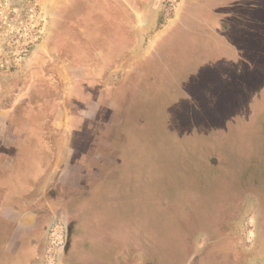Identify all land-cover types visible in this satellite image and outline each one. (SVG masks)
<instances>
[{"label":"rangeland","instance_id":"374dc122","mask_svg":"<svg viewBox=\"0 0 264 264\" xmlns=\"http://www.w3.org/2000/svg\"><path fill=\"white\" fill-rule=\"evenodd\" d=\"M95 2L0 0V107L11 109L13 101L16 105L19 100L23 104L33 101V104L46 97L56 106L69 104L65 112L49 109L47 112L51 111L50 115L54 116L53 119L48 116L47 122L51 120L56 127L64 120V126L75 127L79 124V85L72 82L82 72L89 78L90 85L101 84L111 92L125 86L133 90L135 81L147 77L151 82L141 99L128 105L133 120H125L118 127L123 137L122 142L114 145L121 152L119 169L115 171L119 175L108 183L114 192L110 203L103 202L100 207L108 211L99 214L116 221L132 206L142 211V217L157 220L164 237L170 236L172 227L180 231L179 241L186 243L173 249L169 246V255L173 253L174 259L165 261L166 264H264V198L258 195L259 201L252 193L254 182L256 185L259 180L264 183V174H257L253 163L260 160V155L264 156L263 0H256L251 9H241L245 0L212 3L211 12L218 11L238 19L233 24L238 23L239 32L233 35V42L227 43L229 53L226 56L222 52V44L208 52L214 55L213 60L205 59L206 54L195 53L192 61L182 67L185 74L181 76L173 71L175 77L161 71L153 74V71L161 65V60L171 62L173 59L168 51L172 45V31L186 29L187 19L199 18L187 14L192 9L189 0H131V4L122 5L125 8L122 11L116 6V13L127 16L123 22L132 36L125 48L117 42L111 51H108V43L102 48L106 38L103 36L108 33L104 24L107 22L92 18L108 12L113 5L103 3L100 6ZM111 9L109 11L114 8ZM103 27L98 46L92 32ZM62 45L65 48L61 50ZM67 63L83 67L69 74ZM95 64L100 67L93 68ZM44 77L47 78L44 83L50 88L48 93L45 87L42 91L40 84L34 83L37 78L42 82ZM184 78L186 82L181 81ZM176 83L182 88H176ZM91 90L97 92L96 88ZM193 93L199 100H189V109L186 94ZM206 102L211 105V124L209 120L202 122L198 114H192L194 104L199 108ZM118 110L114 120L110 116V128L112 122L121 123L123 114ZM202 128L206 131V143L210 144L209 139H212V156L222 154L218 162H230L235 158L241 171L235 177L236 184L241 187V207L237 217L234 215L236 222L228 225L226 239L219 242L215 238L218 242L212 244L204 235L196 236V243L183 235V228L189 226L190 221H210L216 215L215 209L221 210L225 205L219 202L220 196L215 193L214 186L210 190L200 184L201 171L195 166V160L205 148L194 149L192 145L198 141L194 137L199 136ZM227 131L232 134L233 141L221 138ZM111 134L112 131L105 132L101 143H108L113 137ZM201 143L205 145L202 140ZM223 147L228 149V155L226 151L225 155L221 152ZM206 148L208 155L209 148ZM212 175L227 179L222 181L226 191L234 183L230 180L233 174L229 166L212 170ZM190 181L195 188H190ZM58 219H54L47 234L46 252L49 253L46 256L51 260L47 258L46 264L58 262L63 246L64 228Z\"/></svg>","mask_w":264,"mask_h":264},{"label":"crops","instance_id":"0c3cea01","mask_svg":"<svg viewBox=\"0 0 264 264\" xmlns=\"http://www.w3.org/2000/svg\"><path fill=\"white\" fill-rule=\"evenodd\" d=\"M216 1L221 3L223 0H189V7L194 10L190 9L187 14H195L199 18L187 19L186 29L172 31V45L168 51L173 54V59L171 62L161 60V65L156 66L153 74L161 71L175 77L173 71H176L183 76L182 67L192 61L195 53L206 54L205 59L213 60L211 57L214 55L208 52L216 50L218 44H222V52L227 56V43L233 42V35L239 32L238 23L236 26L233 24L238 19L218 11L211 12L209 8ZM245 1L248 3L241 5V9L255 7L256 0ZM122 33L118 30L116 36H123L124 40L125 34ZM92 67H98V64ZM147 79L140 77L134 82L133 90L125 86L111 92L101 84L90 85L89 78L82 72L79 83H74L79 85V124L75 127L70 124L64 126V120L56 127L51 120L47 122L48 116L51 119L54 116L47 112L52 109L48 101L35 106L33 101L28 100L23 107L17 108L13 101L11 109L0 107V264H46L47 258L50 261L51 258L46 256L49 253L46 252L47 234L56 217L64 228L63 246L56 264H166L165 261H173V253L170 256L168 252L169 246L173 249L186 243L179 241L180 231L176 232L174 227L170 228V236L164 237L157 220L142 217V211L132 206L116 221L99 214L100 211H108L100 210V207L103 202L110 203L114 192L109 189L108 183L118 179L119 175L115 171L119 169L121 152L114 145L122 142L123 137L118 127L125 120H133V112L128 105L141 99L151 82ZM181 81L186 82L187 79ZM175 85L180 87L177 83ZM94 88L96 93L91 90ZM187 97L190 109V101L196 102L199 98L194 93L186 94ZM194 105L192 114H198L202 122L209 120L211 124V105L207 102L199 108ZM117 109L123 116L119 125L112 122V129L109 119L110 116L115 119ZM108 130L112 131L113 137L108 143H101ZM201 132L194 137L198 141L192 145L194 149L205 148L195 160V166L201 171L200 184L210 190L214 186L217 189L215 193L222 198L221 201L219 197V202L225 205L221 210L215 209L216 215L210 221H190L189 226L183 228V235L193 238L195 243L196 236L204 235L212 244L218 242L215 238L219 242L226 239L228 225L236 222L234 217H237L241 207V187L236 184L235 177L241 171L233 157L230 162H218L222 154L212 156V139L207 144L206 131L202 128ZM223 137L233 141L229 131L223 133ZM75 138L78 140L75 141ZM206 147L209 148L208 155ZM224 151L228 155L226 147L221 149L225 155ZM253 163L256 173L264 174V156L260 155V160ZM227 166L232 170L230 180L234 183L226 191L222 181L227 179L213 178L216 175H212V170ZM124 176L127 178L126 174ZM190 186L195 188L192 184ZM253 189L256 198L258 195L264 198L262 180L257 185L254 182Z\"/></svg>","mask_w":264,"mask_h":264},{"label":"flooded vegetation","instance_id":"af4514ba","mask_svg":"<svg viewBox=\"0 0 264 264\" xmlns=\"http://www.w3.org/2000/svg\"><path fill=\"white\" fill-rule=\"evenodd\" d=\"M96 2L95 3H97V5H100V6H102L103 5V3H109L108 5H110V6H112L113 5V11H109L110 9H111V7L109 8V10H108V12H105V13H103V14H99L97 17H94V18H92V20H94V21H106L107 23H104L106 26H107V31H108V33L107 34H104V35H107V36H103V37H106L104 40H103V46H102V48H106L107 47V44L106 43H108L109 44V46L107 47L108 48V51L112 48V47H116V43L117 42H119V45L120 46H123L124 48H125V42H124V40L126 41V43L127 42H129L130 41V38H131V36H132V33H131V30L129 31H127V29H126V25H125V23L124 22H126V20H127V16L126 15H121V14H118V13H116V10H115V7L116 6H118V10L119 11H122V9L124 8L122 5H127V2L129 3V4H131V0H111V2H105L104 0H95ZM111 9V10H112ZM117 9V8H116ZM124 10H125V8H124ZM128 18H130V17H128ZM131 19V18H130ZM124 21V22H123ZM105 25H104V27H105ZM108 26H109V28H108ZM104 27H103V29H101L100 30V28H97V29H95L93 32H92V36H95L96 38L93 40V41H97V43H98V46H100V39H98V37H101L100 36V31H104ZM118 30H121L123 33L122 34H125V37H124V40H123V36H120L121 38H117V36H116V32L118 31ZM76 36V34L74 35V37ZM117 39V40H116ZM53 42H56V41H53ZM124 42V43H123ZM85 43V42H84ZM84 43H83V45H82V47L84 46ZM87 43V42H86ZM64 44V43H63ZM63 48H65L64 47V45H62L61 46V50L63 49ZM125 50V49H124ZM111 51V50H110ZM94 63V62H93ZM67 65V68H68V72H69V74L71 73L70 71L71 70H75V69H78L80 66H78V64L76 63L75 65L76 66H73L74 64H72V66H70V64H66ZM96 65V64H95ZM92 66H94V65H92ZM100 67V65H98V68ZM93 68H97V67H93ZM43 79V81L42 82H40L41 80L39 79V78H37V79H35V81H34V83H36V85L38 84H40V90L42 89V91H44V90H46L45 91V93H48V92H50V88H47V85H46V83H44V81H46V80H44V79H47V78H42ZM73 80V79H72ZM54 82H56V81H54ZM72 82V81H71ZM73 84L74 83H79V77H75L74 78V80H73V82H72ZM42 84H43V86H42ZM52 84H53V82H52ZM56 84V83H55ZM58 84V83H57ZM56 84V85H57ZM44 87H45V89H44ZM55 87V86H54ZM44 89V90H43ZM41 93V92H40ZM45 93H41V94H45ZM47 95H49V94H45V96H47ZM50 95H51V93H50ZM45 98V100L44 101H48L47 100V98L46 97H44ZM39 103L41 104V102H34L33 103V105H39ZM25 104V103H24ZM23 103H21V101L19 100V102H18V104L16 105V108L18 107V106H20V107H23V105H24ZM48 105H49V107H51L52 108V110L51 111H56L57 109H59L60 111H66L67 109H68V107L65 105V104H61L60 106H56V105H54L53 103H49L48 102ZM17 110V109H16ZM18 110H21V109H18ZM50 111V112H51Z\"/></svg>","mask_w":264,"mask_h":264}]
</instances>
